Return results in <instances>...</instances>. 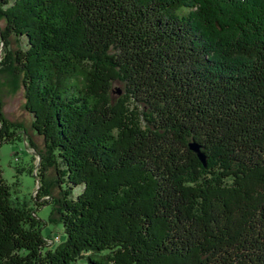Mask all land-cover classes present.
<instances>
[{
    "label": "trees",
    "instance_id": "obj_1",
    "mask_svg": "<svg viewBox=\"0 0 264 264\" xmlns=\"http://www.w3.org/2000/svg\"><path fill=\"white\" fill-rule=\"evenodd\" d=\"M0 18V93L19 83L45 153L1 100L0 146L36 152L34 201L66 236L44 250L0 170V264H264V0H0Z\"/></svg>",
    "mask_w": 264,
    "mask_h": 264
},
{
    "label": "rangeland",
    "instance_id": "obj_2",
    "mask_svg": "<svg viewBox=\"0 0 264 264\" xmlns=\"http://www.w3.org/2000/svg\"><path fill=\"white\" fill-rule=\"evenodd\" d=\"M3 27V21L0 18V28ZM11 50L17 48L15 42H11L9 45ZM3 50V44L0 40V59ZM1 93L0 100L3 104V111L6 118L12 124L16 126L24 127L31 140L33 141L36 151L45 153L42 139L35 135L30 129L32 117L24 110V98L19 83L15 84L10 78L1 79ZM122 85L118 82L112 84V99L116 100L121 95ZM40 159L33 149L25 143L24 138L14 139L8 143H3L0 146V170L1 176L4 182L10 188L11 200L18 204L25 205L31 211L33 216L42 221L44 224L41 226V236L46 242L47 249H54L59 243L65 240V234L63 232L62 225L60 223H50L52 205V198L41 197L39 200L34 201V197L38 195L40 183L38 172L40 171ZM55 172L53 168L48 169L46 172V180L44 187L46 192H49L51 196L58 197L59 191L55 187ZM80 192L77 188L73 191V197ZM44 196V195H41ZM48 201L47 205L37 208L36 203H43ZM59 237V239H57Z\"/></svg>",
    "mask_w": 264,
    "mask_h": 264
},
{
    "label": "water",
    "instance_id": "obj_3",
    "mask_svg": "<svg viewBox=\"0 0 264 264\" xmlns=\"http://www.w3.org/2000/svg\"><path fill=\"white\" fill-rule=\"evenodd\" d=\"M190 150H192L198 157L199 161L202 163V165L206 166V158L203 153L200 152V147L195 143L189 144Z\"/></svg>",
    "mask_w": 264,
    "mask_h": 264
},
{
    "label": "built area",
    "instance_id": "obj_4",
    "mask_svg": "<svg viewBox=\"0 0 264 264\" xmlns=\"http://www.w3.org/2000/svg\"><path fill=\"white\" fill-rule=\"evenodd\" d=\"M57 239H59V237H57Z\"/></svg>",
    "mask_w": 264,
    "mask_h": 264
}]
</instances>
